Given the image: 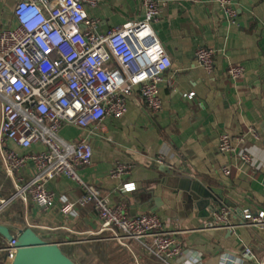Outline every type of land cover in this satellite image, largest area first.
I'll return each mask as SVG.
<instances>
[{"label":"crops","instance_id":"crops-1","mask_svg":"<svg viewBox=\"0 0 264 264\" xmlns=\"http://www.w3.org/2000/svg\"><path fill=\"white\" fill-rule=\"evenodd\" d=\"M16 1L0 0L2 19L11 13ZM159 1L164 5L153 27L172 60L165 77L174 80L173 86L160 85L162 109L151 111L135 91L128 98V111L123 116H107L97 127L85 129L64 124L60 135L69 141L85 137L90 142L92 161L77 168L84 181L96 186L114 203L124 202L130 216L158 213L166 228L177 232L185 254L174 264L195 256L201 257V264H222L224 255L245 257L246 249L252 253V257L246 258L248 263L264 261V229L204 227L213 211L221 206L232 210L234 223L241 222L246 208L253 212L264 209V0H233L236 23L225 17L216 0ZM87 13L97 21L96 31L105 33L143 18L144 8L141 0H99L96 7L87 6ZM201 46L216 51L211 72L196 58ZM236 64L243 65L245 72L232 79L227 70ZM190 92L194 96L186 97ZM251 128L258 131L259 138L249 133ZM225 132L245 136L244 142L236 143L234 153L219 150V138ZM2 148L26 151L14 141L4 140L0 144L1 159ZM41 148L36 144L29 150ZM243 153L251 156L250 162L241 159ZM160 156L164 163L157 162ZM119 163L132 167L129 173L117 178L111 172ZM224 165L231 166L230 176L222 173ZM167 169L171 170L168 174ZM32 171L30 164L17 175L29 180ZM173 172L199 180L217 201L211 199L199 207L177 200L176 193L167 190L172 188L171 184H150L154 179L174 175ZM127 182H133L135 189L124 191L122 187ZM47 187L56 195L55 206L42 209L31 199L27 204L22 201L25 226H31L39 235L78 236L75 242L113 240L108 232H100L101 220L93 205L77 206L71 214L61 211L66 201L76 200L84 192L74 180L56 177L47 182ZM150 191L162 199L146 197ZM4 224L14 234L21 228ZM131 241L132 244L127 241L126 247L137 264H164L137 241ZM5 264L10 263L6 260Z\"/></svg>","mask_w":264,"mask_h":264},{"label":"built area","instance_id":"built-area-1","mask_svg":"<svg viewBox=\"0 0 264 264\" xmlns=\"http://www.w3.org/2000/svg\"><path fill=\"white\" fill-rule=\"evenodd\" d=\"M198 1V0H193ZM225 17L236 23L237 10L233 0H216ZM143 18L111 28L105 33L96 31L97 21L88 17L87 6L96 7L99 0H17L5 19L0 16V144L12 140L25 149L18 153L1 149L5 171L12 179L15 193L0 198V212L12 200L32 202L42 209L55 206L56 195L47 182L67 176L84 190L76 200L61 207L71 214L77 206L93 205L101 220L100 232L123 246L135 240L141 248L163 262L174 264L184 256V245L176 231L168 230L162 217L155 212L134 216L128 214L124 202L114 203L109 196L88 184L78 174L80 165L91 163L93 149L87 138L69 141L61 137L64 124L80 128L97 127L107 116L119 118L128 111V98L138 91L153 112L162 109L160 85L173 86L166 78L172 60L153 27L162 13L164 2L141 0ZM215 49L201 46L196 51L199 64L208 72L215 66ZM245 68L232 65L227 74L241 77ZM194 92L185 96L192 98ZM250 134L259 138L255 128ZM245 136L223 133L219 150L225 154L236 151V143ZM43 148L30 151L34 145ZM241 159L251 161L248 153ZM157 162L164 163L163 156ZM32 165L33 175L24 180L17 174ZM132 165L119 163L112 175L120 178L129 173ZM230 176V165L222 167ZM175 175L176 172H173ZM124 191L135 189L133 182L123 185ZM227 206L216 208L205 228H234L237 226L264 229V209L243 210L240 223L231 220ZM17 237L8 240L4 248L11 263L17 253ZM245 257L224 255L222 264H250L249 249ZM136 261H138L136 259ZM200 256L182 259L181 264H201ZM255 264H264V261Z\"/></svg>","mask_w":264,"mask_h":264},{"label":"water","instance_id":"water-1","mask_svg":"<svg viewBox=\"0 0 264 264\" xmlns=\"http://www.w3.org/2000/svg\"><path fill=\"white\" fill-rule=\"evenodd\" d=\"M165 172L168 174L171 170L167 169ZM187 173L190 174L189 171ZM150 184H171L172 188L167 187V190L176 193L177 200H186L189 203H195L199 207L203 202L209 203L211 199L217 201L209 188L191 176L171 174L170 176L154 179ZM145 195L155 200L162 199L161 197H155L154 191L147 192ZM0 235L6 240H12L14 235L17 237L16 246L18 250L10 264H76L63 252L59 243L43 239L31 226L20 228L14 234L8 225L0 222Z\"/></svg>","mask_w":264,"mask_h":264},{"label":"trees","instance_id":"trees-1","mask_svg":"<svg viewBox=\"0 0 264 264\" xmlns=\"http://www.w3.org/2000/svg\"><path fill=\"white\" fill-rule=\"evenodd\" d=\"M16 188L5 171L4 163L0 158V198L8 199ZM0 222L12 224L23 228L25 226L22 200L16 198L9 202L0 212ZM12 233L13 229L10 227ZM49 242H66L61 244L63 252L76 264H137L135 256L126 247L116 240L75 242L78 236L65 234L63 237L40 235ZM8 242L0 237V264H5L8 252L4 250Z\"/></svg>","mask_w":264,"mask_h":264},{"label":"rangeland","instance_id":"rangeland-1","mask_svg":"<svg viewBox=\"0 0 264 264\" xmlns=\"http://www.w3.org/2000/svg\"><path fill=\"white\" fill-rule=\"evenodd\" d=\"M133 241L129 240V243L132 244Z\"/></svg>","mask_w":264,"mask_h":264}]
</instances>
